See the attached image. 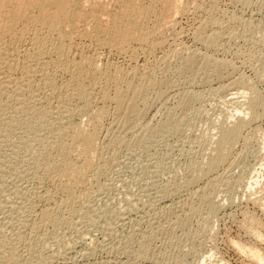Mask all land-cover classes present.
<instances>
[{"label":"rangeland","instance_id":"obj_1","mask_svg":"<svg viewBox=\"0 0 264 264\" xmlns=\"http://www.w3.org/2000/svg\"><path fill=\"white\" fill-rule=\"evenodd\" d=\"M192 1L194 3L191 0L187 1L190 4L189 6L191 7L192 4L200 5L201 10L195 12V10L190 9V12L185 13L186 15H177L178 27L175 32L171 30L166 31V33L163 32L165 33L164 37L162 36L165 39L164 49L161 47L153 53L157 57L141 54L137 62L136 59L132 60L128 56L125 57L115 53L109 55L107 51H99V59L102 58L100 59L102 63L106 61L116 63L123 66V68L125 67V71H130L134 66H140V69H145V71L141 69V72H150L151 68L156 66V72L160 69L159 72H155L157 78L163 80V82L166 80L167 86L170 83L173 84H170L172 87L169 85L171 87H168L170 91L167 89V94L162 97L163 99L159 96L156 97L158 90L157 92L153 90L152 93L154 95L156 93V95H150L152 99L150 98L151 105L147 110V114L144 117L142 115V118L136 117V119H133L134 121L131 120L129 123H126L125 120L126 122L122 124L124 118H121L122 121L117 120L120 118L114 116L116 115L114 104L108 106L110 111L107 110L108 115L106 117H108L104 118L106 122L103 119L101 122L103 126L100 124L101 127L99 128L98 146L102 153L100 151V158L97 157L95 160L99 171L97 174H93L94 178L91 176L84 185L81 196H79L80 199L76 198L78 202L75 200L73 203L70 202L69 205L63 204L61 206L62 204H59V202L62 196L58 191L57 184L52 183V178L48 177L50 172L47 173L43 168H40L44 170L42 171L36 166L38 159L40 158L39 160L42 161L43 156L56 157L58 146L54 143L57 142L56 138L60 136L62 132L60 128L62 129V127L58 124L59 126L54 127L55 133L48 131L49 134L52 133L50 134L52 136L54 133L56 141L48 135L46 130H42L43 132L37 133L42 135L41 139H45L41 140L44 144L42 142L41 144H39L40 142L37 144L28 143L30 146H27L22 139L25 137L24 135L30 134L31 137L32 133L22 129L19 124L20 127L14 125L16 126L15 129L13 125L7 123L8 128L6 129L8 112L4 110L11 102L10 100L6 102L7 98L0 100V121L4 117L0 122V129L4 128L0 130V168L5 170L3 174L0 172V176H2L0 177V238L6 240L8 237L7 241L12 239L13 242L11 241V244L8 242V247L10 248L13 245L12 247L17 248L19 253L18 264H200L202 261L205 264H256L251 260L250 251H258L264 257V244L258 243L248 233L246 226L247 218L253 216L261 224V232L264 236V105L259 109L260 117L245 130L243 138L235 145L229 162L221 166L218 172H215L216 174L213 173L203 179L201 178V181L199 179L196 182L197 174L194 175L198 164H201V168L207 163L205 161L208 157L207 150L210 152L212 147L210 142L212 144L213 136L217 133V130H214L215 124L217 125L221 120L222 122L234 120L230 117L231 114L235 115V108L232 103L229 104L228 102L237 98L240 102L245 101L241 97L243 92L246 93L247 90L241 89L236 84L237 81L244 79L247 84L254 86L257 95L261 96L259 98L264 102V0H245V3L244 0ZM196 5H193L192 8H196ZM213 5L215 6L214 12H210ZM211 16L215 17V19L213 18L215 21L219 20L217 24L221 23V28H223L222 26L224 28L221 29L220 25L217 28L218 25L208 22ZM234 18H236V21ZM210 25L211 28H209ZM228 27L229 29H227ZM217 29L222 30V33ZM215 31L222 34H220V47L217 50H211L206 42ZM200 32L206 33L203 36L206 37L205 40H200L196 36L200 35ZM204 45H208V48L206 49ZM195 52L199 57V59L197 58L199 63L204 60L205 56H213L217 59L216 61H223L225 65L227 64L226 70H222L224 74L220 75L221 78H218L217 73L216 75L211 74L215 72L213 69L207 73L203 67V69L200 67L199 70L196 69L195 71L189 69L192 73L189 72L183 61L190 56V53L192 55ZM200 54L202 57H200ZM107 58L108 60H106ZM201 58L202 60H200ZM154 64L155 66H153ZM227 70H229V73H227ZM63 78V76L59 77L57 75V83L62 82L60 80ZM167 81L169 84H167ZM35 90L37 91L33 95L27 92L29 95L25 93L24 97H21L24 101V98H27L26 102H30V107L37 105L33 103L36 98L37 100H45L41 96V91L38 88H35ZM95 93L98 94L99 92ZM36 95L40 96V99ZM95 96L90 98V100L93 99L92 101L89 100V103L83 102V104L79 100L71 99V101H74L69 102L70 105L68 104V106L72 107L71 109L77 115L80 114L79 110L82 112L84 105L90 104L93 107L89 108L91 110H88L89 115H94L97 112L95 109L101 105L100 96L96 94ZM65 103H68V101ZM183 103L190 104L188 111L187 109L183 111L181 107ZM64 105L70 109L66 106L67 104ZM77 106H80V109H77ZM32 107L29 108L31 110H28L30 112L27 113L28 116L34 113ZM179 107L182 108V111ZM38 108L39 106L36 109ZM240 109L245 110L246 108L240 107ZM33 115L31 116H38ZM77 117V119L74 118L75 123L79 121H82L84 125L87 122L89 123L87 121L89 117H81V115H77ZM39 118V116L37 119L35 118V121ZM79 124L80 122L76 125ZM126 124L131 125H129V129H127L128 126H125ZM132 124L134 128H132ZM17 128L22 130L20 131ZM122 128L124 129L122 130ZM58 129L59 133H56ZM22 132L23 134H21ZM119 134L120 138L122 137L123 140L125 138L126 141L120 143L121 146L117 144L118 147L115 146L114 148L112 144L114 139L112 138H116L115 141L120 140L118 138ZM44 135L48 136L47 139ZM122 138L121 141H123ZM45 141L47 145L51 143L48 148L53 143L54 148L51 147L56 150L47 149ZM129 141L134 147H131ZM109 142H112V145ZM20 145L24 147H19ZM110 145L112 148H110ZM44 146L47 151H52H48L52 154L51 157L43 149ZM14 149L16 150L14 151ZM43 150L45 152L41 153L42 156H40V151ZM14 152H17L18 156ZM48 157L47 159H49ZM34 166H36V171L32 170V168L35 169ZM194 167L196 168L195 172H193ZM32 171H35V173ZM37 174L38 177H36ZM44 175L49 180L44 178ZM50 180H52V184L49 183ZM216 180L217 182H215ZM256 181L260 183L259 187L254 191H250V184H254ZM55 184L57 188L54 187ZM211 187L213 190H211ZM209 190L212 192L209 193ZM47 193L52 196L55 195L53 202L52 199L51 203L46 202ZM210 196L214 198L212 199ZM42 197H45V199ZM196 197L204 199L200 201ZM205 200L207 201L205 202ZM208 200L213 201L219 208L222 206L217 211L218 214L215 213V216L208 212L207 208H204L207 207V204L209 205ZM57 203L59 205H56ZM20 206H23V210H19ZM60 207L65 209L61 208V211ZM47 209L53 210L54 215L52 217L54 220L52 217L51 219L47 217L45 220L42 216H39L43 214V210L46 211ZM54 209L61 212L58 214ZM14 210L15 213H13ZM189 210L197 214L193 215V212ZM189 212L194 217H191ZM209 214L212 216H209ZM48 219L52 221L48 222ZM44 226L45 228H43ZM28 239L30 240L28 241ZM18 240L22 241L18 242ZM235 243L251 249L243 254L237 250Z\"/></svg>","mask_w":264,"mask_h":264},{"label":"bare ground","instance_id":"obj_2","mask_svg":"<svg viewBox=\"0 0 264 264\" xmlns=\"http://www.w3.org/2000/svg\"><path fill=\"white\" fill-rule=\"evenodd\" d=\"M184 1L185 0H0V100L3 98H5V99L7 98L8 100L6 102H8L9 100L11 102V103L9 102L10 104H8V107H6V109L4 110L5 112H8V114H7L8 117L6 118V119H8V121L6 120V124H5L6 129L8 128L7 123L10 124L11 126L12 125L14 126L15 124H16V126H18V124H19L20 126H22L21 127L22 129L28 130L30 133H32L31 137H30V134L24 135L25 137L22 139L24 144L28 146L29 145L28 143H36L37 144L40 142L39 144H41V142H42V144H44V142L41 140H45V139H41L42 135H38L37 132H40L42 130H46L47 133H48V131L54 132L55 131L54 127L57 126L58 124L62 127V129L59 127L62 132L60 131L61 132L60 136H58V138H56L57 142L54 143V145L58 146V148H56V149H58L57 150L58 154L56 155V157H54V156L51 157L52 154H50L49 152H52V151H49V150H48L49 152L47 151V149H51L53 147L52 146L53 143L51 145L52 147L49 146L50 148H48V145H50L51 143L50 144L48 143V145H47V142H46L47 140H46L45 142H46L47 149L45 146H44L45 148H43V149L48 152V153L46 152L47 154H50V157L52 159L49 158L48 155H47V157L49 159H47L46 156H43L41 158L42 161H40L39 160L40 158H39L38 163L36 165L39 169L43 168L45 171H47V173L50 172L48 177L50 176L53 181L50 180L49 183H51V181H52V183L55 182L57 184L58 191L61 193V196H62V198L59 197L61 200L59 202V204H62L61 206H63V204L69 205L70 202L73 203L75 200L78 202V199H80L79 196H81V190L83 189V187H85L84 185L89 181V178L91 176L94 178L93 174L95 175V173L97 174L99 171L97 169L96 164H95L96 158L97 157L100 158L99 156H100V151H101V149L98 146V141H99L98 138L100 136L99 135V128L101 126H103V124L101 123L103 121V119L108 117V116L106 117V115H108L107 110H109L108 106L111 104L115 105L116 111H115V109H114V111L116 112V115H114V116H116L117 118L119 117L120 119H117L116 117H113V118H115L117 120H121V121L124 118L122 121V124H123V122H126V121H127L126 123H129V121H131V120L134 121L133 120L134 118L135 119H136V117L142 118V115L144 117L147 114V112H148L147 110H148L149 106L151 105L150 104V102H151L150 98L152 99V97H150V95L153 94L152 93L153 90H155L156 92L158 90L156 97L158 98V96H159V98L160 97L162 98L163 96H165V94H167V91L172 87L170 84H173V83L169 84V82L167 81L168 82L167 84H169L171 87L169 85L167 86L166 80H164V82H163V80L161 81L157 78V74H155V72H156L155 64L153 65L155 67L151 68L152 70L150 72H148V71L147 72H141L142 68L140 69L139 68L140 66L139 67H135V66L132 67L131 66L132 69L130 71H125L126 70L125 67L123 68V66L117 65L116 63H111L109 61L102 63L100 61V59H102V58L99 59V57H100L99 51L100 52L102 50L107 51L109 53V55L110 54L112 55V53H115V54H119V55L125 56V57L128 56L132 60L136 59V61H137V59L139 61V55H141V54L153 55V53L157 49H160L165 44V39L162 38V36L164 37V34L166 33V31L168 32V30H171V31L175 32V30L177 29V27H178L177 26V24H178L177 23V15H181V14L183 15L188 11L190 12V9L195 10V12H196V10H201L200 5L197 6L196 4H192V6L193 5L197 6L196 8H192V6L191 7L189 6L190 5L189 2H187L189 0H187L186 2H184ZM200 1H198V2H200ZM191 2L194 3V1H192V0H191ZM195 2H197V1H195ZM217 2H219V1H217ZM241 3H242V1H241ZM244 3H245V0H244ZM246 3H249V2H246ZM207 4H209V3L207 2ZM213 6H212L210 12H214L215 6L214 7ZM208 9H210V8H208ZM213 18L215 19V17L211 16V19H209L210 21H208V22H211L212 24L214 23V24H216V26L218 25L217 28H219V25L221 23L217 24V22L219 20L215 21ZM235 19L236 18H234V20ZM232 23H235V22H232ZM207 25H205L206 28H207ZM213 26H215V25H213ZM200 27H199V29H200ZM222 27L224 28V26H222ZM209 28H211V25ZM220 28H221V25H220ZM223 28H221V29H223ZM227 29H229V27ZM204 30H205V28H204ZM217 30H219V29H217ZM225 30H226V28H225ZM219 31H221V33H222V30H219ZM163 32H165V33H163ZM205 32H207V31H205ZM205 32H200L201 33V34L199 33L200 35H196L197 37H199L198 39L205 40L206 37L205 38L203 37L204 34H206ZM221 33L218 31L217 32L215 31L213 33V35L210 36V38H208V41L206 43H208L211 50H217L220 47V40H221V35H222ZM174 34H176V33H174ZM200 40H198V41H200ZM208 45H206V46L204 45L206 47V49L208 48ZM163 49H164V47H163ZM189 55L190 56L187 55L188 57H186L184 59V61L181 59V61L185 62L184 64L188 67V68L186 67V69H188L189 72L191 71L189 69H192V71L193 70L195 71L196 69L203 67L207 71V73L209 70L213 69L215 72H213L211 74L216 75V73H217L218 78H221L220 75L222 76V74H224V71L228 67V66H226L227 64L225 65V63L222 60H221L222 62L216 61L217 59H215L213 56L212 57L211 56H207V57L205 56V58H203L204 60L199 63L198 62L199 60H197V58L199 59V57H197L196 52L192 55L190 53ZM200 55H198V56H200ZM154 57H157V56H154ZM200 57H202V55ZM148 59H149V57H148ZM163 59H165V58H163ZM106 60H108V58ZM200 60H202V58ZM182 67L185 68L184 66H182ZM229 68H231V67H229ZM142 70L145 71V69H142ZM159 70L157 72H159ZM222 70H224V71H222ZM185 71L187 72V70H185ZM192 71H191V73H192ZM227 71H228L227 73H229V70H227ZM234 72H235V70H234ZM38 73H40V74H38ZM181 73H182V71H181ZM193 73H195V72H193ZM179 74H180V72H179ZM57 75L59 77L63 76L66 79L64 81H63L64 78L61 80L59 79L62 82L59 81L60 83H57V81H56ZM191 77H192V75H191ZM226 77H227V74H226ZM193 78H194V76H193ZM209 79H210V77H209ZM170 82H172V81H170ZM234 82H235V80H234ZM234 82H232V83L235 84L236 82L235 83ZM246 82L247 81H245L244 79L243 80L239 79L236 84H238L241 89L247 90V92H250L251 94L250 93L248 94L247 92L246 93L243 92V95L241 97V98H244V100H245L243 102H240L238 100V98L232 99L230 102H228L229 104L232 103V105L235 108V115L231 114V117H230L231 119H234V120L229 121V122H227V121L222 122V120H221L217 125L215 124L214 130H217V133H216V135L213 136V139L211 138L213 140V142H212V144L210 142V146H212L210 149V152H209V150H207L208 151V157H206L207 160H205V161H207V163H205V165H203L204 167L201 166V168H200L201 164L200 165L198 164L197 169L194 167L193 172H195V169H196V172L194 173V175L195 174H197V175H196V178H195V176H193V175L192 176H193V178H195L196 182L199 179L201 181V178L203 179L204 177L212 175L216 171L218 172V169L221 166H223L225 163L229 162V160L231 159L232 152L234 151L235 145L237 144V142H239V140L241 138H243V134H244L245 130H247L249 128V126H251L252 123L260 117V114L258 112H259V109H261V107L264 105L263 104L264 102L262 99L259 98L261 96L257 95L256 90L254 89V86L252 87L250 84H247ZM248 83H250V82H248ZM168 87H170V88H168ZM35 88L36 89L38 88V90L41 91V96H43L45 99V100H42V99L37 100V98H36V100L33 99L34 102L32 101L33 103H35L37 105L33 106L35 108H33L31 106L32 109L34 110V113H31V115L32 114L38 115L40 118L37 121H35V118L37 119L38 116L32 117L30 114H29V116L27 115V113L29 112L28 110H31V109H29V108H31L29 106L30 102H26L27 98H24L25 101L22 100L23 98L21 99V97H24L23 95L27 92L32 93V95H33L35 93V91H37V90H35ZM95 92H99V93L97 94ZM29 93H27V94L29 95ZM95 94L99 95L100 96L99 98H101V103H100L101 105L99 107H97V109H95L97 112L94 115L90 114L91 117H89L90 116L89 111H91L90 107H93V106H91L90 104H88L87 106L84 105L83 107L84 108L86 107V108L84 109L82 107L83 108L82 112H80L81 110H79L78 112L80 114H77V115H79V116L81 115V117H83V116H85V117L87 116V118L89 117L88 118L89 120H87V121H89V123L86 121L88 124L86 123L87 125L86 124L84 125L82 123V121H79L80 124L76 125L79 123L78 121H77L78 123H75V119H77L78 117L75 114V111L71 109L72 107L68 106L69 102H73L74 100L71 101V99H75V100H79L80 102H82V104H83V102L89 103L90 98L92 96L94 97ZM155 95H156V93H155ZM37 96L38 95H36V97ZM34 98H35V96H34ZM38 98L40 99V96H38ZM92 100H90V101H92ZM67 101H68V103H65ZM1 104H2V102H1ZM64 104H67L66 106L70 107V109L66 108ZM78 104H79V102H78ZM189 105L190 104L183 103V105H181V107L183 108V111L185 109H187V111H188L190 108ZM37 106H39L38 109H36ZM181 107H179V109ZM240 107L246 108V109L242 110V109H240ZM182 108H181V111H182ZM77 109H80V106ZM77 109H76V112H77ZM3 118H1L0 122H2ZM38 121H40V122H38ZM104 121H105V119H104ZM137 121H138V119H137ZM137 121H135V122H137ZM3 122H4V120H3ZM116 122H118V121H116ZM119 123L121 124L120 121H119ZM100 124H101V126H100ZM120 124H118V125L120 126ZM122 124H121V126H122ZM130 124H131V122H130ZM130 124L125 125V126H128L127 129H129ZM168 124H170V123H168ZM11 126H9V127H11ZM16 126H14L15 129H16ZM20 126H18V127H20ZM132 126H133L132 128H134L133 124H132ZM3 127H5V126H3ZM120 127H119V129H120ZM12 129H13V127H12ZM22 129H20V131ZM123 129L124 128H122V130ZM127 129H125V130L128 131ZM101 130H102V128H101ZM154 130H155V128H154ZM257 130H258V128H257ZM58 131H59V129L56 130V133ZM150 131H151V129H150ZM23 132L21 134H23ZM29 132H27V133H29ZM47 133H45V134L47 135ZM54 133H53V136L50 135L52 133H50V134L48 133V135L52 136V138L54 139V136H55ZM120 133H121V131H120ZM154 133H156V132L154 131ZM254 133H255V131H254ZM163 134H164V132H163ZM164 135H166V134H164ZM117 136H118V133H117ZM44 137H46V136L44 135ZM47 137H46V139H47ZM118 138H120V134H119ZM121 138H120V140H116V141H115L116 138H112V139H114V141H112L113 143L112 142L111 143L113 144L114 148H115V146H117V144H118V146L119 145L121 146V144L123 142L125 143V141H126L125 138H124V140L122 138L123 141H121ZM56 139H54V140L56 141ZM244 141H246V140H244ZM23 142H20V143L22 144ZM128 143L130 144V141ZM130 145H131V147H134V145L133 146H132V144H130ZM41 146H43V145H41ZM57 146H55V147H57ZM100 146H101V144H100ZM19 147L23 148L24 146L20 145ZM53 148H52V150H53ZM110 148H112V146ZM16 149L22 150V149H19L18 147ZM16 149H14V151ZM40 149H42V148H40ZM26 150H28V149H26ZM44 150L42 152L40 151V156H42L41 153L45 152ZM55 150H53V151H55ZM104 150L106 151V149H104ZM14 153H15V155L17 154V152H14ZM101 153H102V151H101ZM55 154H56V152H55ZM37 155L39 156V154H37ZM17 156H18V154H17ZM35 158H37V157H35ZM36 161H37V159H36ZM201 163H202V161H201ZM34 164H36V163H34ZM36 166H34L35 169L32 168V170L36 171ZM0 169L2 170V168H0ZM43 169H40V170L44 171ZM1 170H0V172H2V174H3V171H5V170H2V171ZM35 171H32V172L35 173ZM193 172H191V173H193ZM40 174H41V172L39 173V175ZM39 175L37 174V176L36 175L35 176L38 177ZM46 176H47V174H46ZM46 176L44 175L43 177L47 178L49 180V178ZM0 177H2V176H0ZM40 177H42V176H40ZM48 180H47V182H48ZM191 181H193V179H191ZM191 181H189V182L192 183ZM215 182H217V180ZM40 183H42V182H40ZM56 184L54 185V187H56ZM192 184H194V183H192ZM208 185H210V184H208ZM259 185H260V183L258 181H256L254 184H250L249 190L254 191V190H256L257 187H259ZM213 186H215V185H213ZM262 188H263V186H262ZM211 190H213V188ZM211 190H209V193ZM207 194H208V192H207ZM203 195L207 196L206 194H203ZM203 195H201V196H203ZM195 196H197V195H195ZM205 196H204V198H205ZM53 197H55V195L52 196V195L48 194L46 197V200H47L46 202L51 203V199L53 202L54 201L53 199H55ZM76 198H78V199H76ZM196 198H198V197H196ZM43 199H45V197ZM203 199L201 198L199 200L203 201ZM206 201L207 200H205V202ZM208 201L210 202V200H208ZM258 202H259V200H258ZM196 203H195V205H196ZM207 203H205V204H207ZM59 204L57 203L56 205H59ZM82 205H84V204H82ZM22 207L20 206L19 210L22 209ZM27 207H29V206H27ZM58 207H56V208H58ZM72 207L73 206L71 205V208ZM193 207H191V208L193 209ZM221 207L219 208L218 205H216L213 201H211L209 203V205L207 204V207H204V208H207L208 212L212 213V215L214 214V216H215V213H217V211L219 209H221ZM12 208H13V206H12ZM16 208H18V207H16ZM61 208H64V207H60V210H61ZM65 208H67V207L65 206ZM55 210L56 209H54V211ZM60 210L55 211V212H57L59 214V212L62 211V210L61 211ZM16 211H17V209H16ZM16 211L14 210V212L13 211L12 212L15 213ZM52 211H50L48 209L46 211L43 210L42 211L43 214L39 215V216H42V218L45 220L47 219V217L51 219V217L54 215ZM189 211L193 212V215L196 213L192 210H189ZM17 212H19V211H17ZM26 212H28L27 209H26ZM191 212H189V213L192 217L193 215ZM69 213H70V211H69ZM184 213H186V212H184ZM50 214H51V216H50ZM14 215H17V214H14ZM210 215L211 214H209V216ZM23 216H21V217H23ZM56 216H57V214H56ZM4 219H5V217H4ZM52 219H53V217H52ZM49 221H52V220L48 219V222ZM56 221H58V220H56ZM179 221H181V219H179ZM41 222L44 223V221H42V220H41ZM9 225H11V224H9ZM246 226H247V230L249 231L248 233H250L251 236L258 243L264 244V236L261 232L262 226L253 216H250L249 218H247ZM43 228H45V226ZM22 232H23V230H22ZM43 234H45V233H43ZM34 235H35V233H34ZM7 238H6V240L5 239L2 240V238H0V264H18V259H19L18 254L19 253L17 252V248L12 247L13 245L11 246L12 248L11 247L9 248L8 245L11 244L13 241L11 238H10L11 240L7 241ZM28 238H30V237H28ZM19 239H20V237H19ZM29 240L30 239H28V241ZM19 241H22V240H18V242ZM8 242H9V244H8ZM18 242H17V244H18ZM17 244L15 243V245H17ZM32 244H33V242H32ZM235 245H236L237 250L243 254H246L247 250L251 249V248L244 247V246L237 244V243H235ZM26 246H28V245H26ZM250 254H251V258H252L251 260H253V262H255L256 264H264V257L261 255L260 252L250 251ZM200 264H205V262L202 261V263H200Z\"/></svg>","mask_w":264,"mask_h":264}]
</instances>
